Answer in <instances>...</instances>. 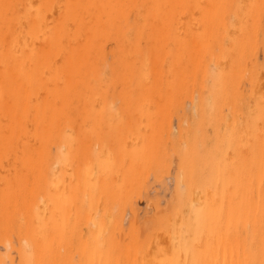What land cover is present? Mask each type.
Returning <instances> with one entry per match:
<instances>
[{
	"label": "bare ground",
	"instance_id": "6f19581e",
	"mask_svg": "<svg viewBox=\"0 0 264 264\" xmlns=\"http://www.w3.org/2000/svg\"><path fill=\"white\" fill-rule=\"evenodd\" d=\"M0 264H264V0H0Z\"/></svg>",
	"mask_w": 264,
	"mask_h": 264
},
{
	"label": "rangeland",
	"instance_id": "374dc122",
	"mask_svg": "<svg viewBox=\"0 0 264 264\" xmlns=\"http://www.w3.org/2000/svg\"><path fill=\"white\" fill-rule=\"evenodd\" d=\"M170 123H171V127H173L172 129H174V128H175L174 126H175V124H176L175 119L171 118V122H170ZM172 157L174 158V156H172ZM170 158H171V157H170ZM173 158H172V161L170 160V161H169V164H168V166H170V165L172 164V162H173L172 167H171V168H170V167L168 168V166H167V168H166L167 170H166V169L163 170V171H166V172H164V173H166V174H164V175H160V176L156 177L157 179H156V178H153V179H156L155 181H157V180H160L159 177L162 176V181H163L162 183H163V184L161 183V180L158 181V183H155V182L152 180V176H149V180H148L145 184L148 185L147 183H148V182H149V183L151 182V183H155L156 185H157V184H158V185L155 186V184H154V185L152 184L154 189L152 188V186H151V188H148L149 186H147L146 188H144V190L148 188V189H147L148 191H146L148 197H147V196H146V197H143V195H146V194H144V193H145V191H144V193H142L143 195H141V197H143V199H141V197H140V199H141L140 201H141V202L138 201V202H137L138 204H135L136 207L138 206V209H139L138 211H135V214H136V215H135V218L137 217V219H135V220H136V221H135L136 223H137V220H138V218H139L138 216L141 217V216L143 215V216L141 217V219L144 220V218L148 215V216H147V217H148V220H147V218H145V221H146V222L140 220V218H139L140 222H139V220H138L139 223H137V225H139V226L141 225L140 227H142L143 229H145V231H146L147 229L149 230V231L147 230L146 232H152L151 230H153V228H154V220H155V217H156V216H159V215H162V214H165L166 211H167V213H168V212H169L168 209H170V207H171L170 205H172L171 202H173V199H172V198H173V197H172V196H173V192H172L173 175H171V173L174 174V171H175V168H174V167H175V165H174V164H175V158H174V159H173ZM173 160H174V161H173ZM170 162H171V164H170ZM173 168H174V171H173ZM171 169H172V170H171ZM172 171H173V172H172ZM160 174H163V173H160ZM167 174H168V175H167ZM170 175H171V176H170ZM165 176H166V177L169 176V177L165 178ZM150 177H151V180H150ZM170 177H172V178H170ZM163 178H164V179H163ZM169 178L172 179V181H170ZM147 179H148V178H147ZM166 179H168L171 183H170V182L167 183L168 180H166ZM164 180H165V181H164ZM152 181H153V182H152ZM159 182L161 183V185H163V187H164V184H165V186H166L167 189H168V192H166L167 190H166L165 187H164L165 190H166L165 192L163 191V190H164L163 187H162V190H160ZM165 182H166V183H165ZM146 185H145V186H146ZM149 185H151V184H149ZM155 188H157V189L159 188L158 190L160 191V194H159V192L157 193L158 190H157L156 192H154V190H156ZM149 189H153V190L149 191ZM169 190H171V191H169ZM150 192H151V193H150ZM163 192H164V193H163ZM170 192H171V193H170ZM165 193H166V195H165ZM154 194H156V196L159 195L160 197L164 195V198L167 197L165 200H163V198L161 199V200H163L162 203H161L160 198L157 200V201L160 200L159 202H160L161 204H164V205H162V206L160 207L161 209L158 207L157 210H154V208L156 209V207H155L154 205L157 204V202H156V203L154 202V201H155V198H154L155 195H154ZM157 194H158V195H157ZM162 194H163V195H162ZM171 194H172V195H171ZM150 195H151L152 197H151V199L148 200L147 198H150ZM170 195H171V196H170ZM153 196H154V197H153ZM159 196H158V197H159ZM169 197H170L171 199H170ZM152 198H154V199H152ZM156 199H157V198H156ZM168 199H169V200H168ZM144 200H145V201H144ZM152 200H153L152 203H155V204H153V205H152V203H150V201H152ZM166 200H168L169 204L167 203ZM170 200H171V201H170ZM164 201H166V202H164ZM144 202H145V203H144ZM159 202H158V203H159ZM148 203H149L150 205H149ZM166 203H167V205H166ZM170 203H171V204H170ZM140 204H141V205H140ZM142 204H143V205H142ZM145 204H146V206L144 207ZM168 205H169L170 207H168ZM140 206H141V208H140ZM147 206H148V207L150 206V207L148 208ZM156 206H157V205H156ZM158 206H160V204H158ZM136 207H135V210H136ZM143 207H144V208H143ZM153 207H154V208H153ZM165 207H166V208H165ZM163 208H164V209H163ZM140 209H143L144 212L142 213V210H140ZM144 209L148 210L149 213H148L146 210H144ZM149 209L153 210V213H152V211L150 212ZM159 209H160V210H159ZM163 210H165V211H163ZM140 211H141V212H140ZM145 211H146V214H144ZM155 211H156V212H155ZM138 213H139V215H138ZM150 214H151L152 216H151ZM153 214H154L155 216H153ZM145 215H146V216H145ZM149 215H150L151 217H150ZM144 216H145V217H144ZM143 217H144V218H143ZM151 218H152V219H151ZM149 220H150V221H149ZM152 221H153V222H152ZM141 222H142V223H141ZM147 222H148V224L151 223V224L153 225V227H151V225H148ZM144 223H146V227H145V226L143 227V225H145ZM148 227H150V229H149Z\"/></svg>",
	"mask_w": 264,
	"mask_h": 264
}]
</instances>
